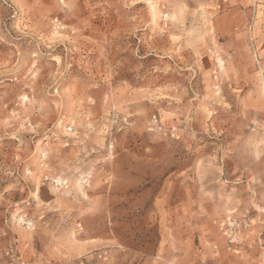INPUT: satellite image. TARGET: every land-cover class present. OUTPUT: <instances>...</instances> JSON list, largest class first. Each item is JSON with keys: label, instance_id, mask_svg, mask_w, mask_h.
<instances>
[{"label": "rangeland", "instance_id": "374dc122", "mask_svg": "<svg viewBox=\"0 0 264 264\" xmlns=\"http://www.w3.org/2000/svg\"><path fill=\"white\" fill-rule=\"evenodd\" d=\"M0 264H264V0H0Z\"/></svg>", "mask_w": 264, "mask_h": 264}]
</instances>
